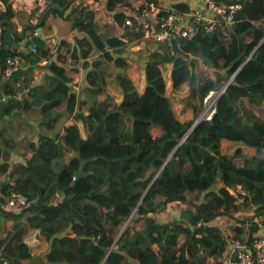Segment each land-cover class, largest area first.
<instances>
[{
    "label": "trees",
    "instance_id": "obj_1",
    "mask_svg": "<svg viewBox=\"0 0 264 264\" xmlns=\"http://www.w3.org/2000/svg\"><path fill=\"white\" fill-rule=\"evenodd\" d=\"M69 1L53 0L52 5L64 9L60 12H67L72 28L97 45L84 39V46H76L65 39L55 53L43 48L40 56L48 61L55 56L49 64L58 83H71L82 70L83 98L77 100L73 92L44 94L43 122L63 112L67 124L53 136L38 132L19 164L9 163L15 140L0 130V259L17 264H208L222 253L225 235L251 244L264 228V123L241 124L235 106L245 96L257 104L264 100V42L258 45L264 38V0H239L231 26L164 45L144 39L125 0H107L105 12ZM173 8L188 10L182 4ZM10 16L0 10V23ZM129 18L132 26L125 24ZM131 45L144 53L141 94L127 74L134 61L128 58ZM13 56L20 54L2 45L0 89L5 60ZM166 63H172L173 88L188 83L183 99L193 113L188 122L174 116L161 71ZM231 77L213 117L196 123L205 97ZM111 82L123 93L120 104L107 93ZM2 89L8 98L0 103V120L21 108L16 92L8 84ZM153 128L162 134L153 137ZM65 153L77 157L63 165ZM79 158L87 162L86 176L72 188ZM12 192L28 198L24 210L7 209ZM59 195L64 197L57 200ZM181 205L186 208L180 216L165 220L172 206ZM227 219L232 225L224 234L215 223ZM32 233L36 240L27 244ZM126 238L132 245L118 250Z\"/></svg>",
    "mask_w": 264,
    "mask_h": 264
},
{
    "label": "crops",
    "instance_id": "obj_2",
    "mask_svg": "<svg viewBox=\"0 0 264 264\" xmlns=\"http://www.w3.org/2000/svg\"><path fill=\"white\" fill-rule=\"evenodd\" d=\"M106 1L107 0H78L75 1V3L80 7L91 8L94 11L102 10L105 12L106 9L104 8V4ZM156 1L160 7L164 9H174V4H182L186 6L188 10L196 8L199 2V0ZM52 2L53 0H0V10L4 12L8 11L11 15L8 21L0 25V33H2L0 48L2 45H5V47L9 48L11 51L19 53V58L21 59L19 72L9 80L3 78L0 89V103L8 98L2 94V88L7 84L16 92V102L21 103L20 109L14 111L11 116L4 117L3 120H0V130H4L6 135L9 137L11 136L16 144V148L12 151L9 160L11 165H16L23 161L24 150L28 142H32L33 138L39 132L38 127L43 123L39 109L43 104V96L46 92L55 91L62 96H68L73 92L76 94L77 100H82L83 98L82 93L85 84L83 81L84 72L82 70L79 69L71 83L61 84L55 81V76L53 72L50 71L51 64L49 63L51 61L55 62V56L52 57L50 61L47 60L48 62L46 64L43 63L44 59L40 56V52L43 48H50V50L55 53L59 49V42L65 39H71L72 43L76 46H78V44L84 46L81 42H84L86 34L73 29L72 21L65 20L67 12L62 15V13L65 12L64 9H58V11L56 9L57 7L52 5ZM125 3L130 4L129 8H131L135 0H125ZM54 9L55 11H53ZM40 22L42 24L39 27ZM20 36L24 37L23 40L16 39V37ZM90 40L92 41V38H90ZM246 41L251 42V39L247 38ZM262 42H264V38L259 41L258 45L262 44ZM33 49H36L35 53ZM245 61H247V59ZM136 64L135 61L134 63L132 62L129 68L130 72L127 71V74L141 94L145 89V74L142 68L138 69L139 71L137 70ZM161 71L165 83L166 94L170 97L175 118L180 122L190 121L193 119V113L183 103V99L187 96L189 91L188 83L182 84L178 88H173L171 80L172 63L164 64ZM132 72H136L139 76V83L136 82L135 76L131 74ZM226 82L227 81H225L224 84ZM29 92L35 94V97H30ZM107 93L117 104H120L124 99L120 87L114 82L108 84ZM24 104L29 105L30 109L26 111L23 110ZM235 110L237 111V116L241 124L251 123L254 119H258L264 123V100L257 104L250 101L248 96L242 97L237 101ZM60 120L68 121L63 112H59L51 119L53 122ZM78 126L80 129V136L85 139L87 136L84 132L83 124L79 123ZM151 134L153 137H157L160 136L162 132L158 128H153ZM262 136H264V134H262ZM1 144L2 142L0 140V145ZM76 157V153H65L61 159V163L67 165ZM63 197V195H59L57 200H61ZM221 221L215 223L219 228H221ZM225 223H228L227 227L232 225L230 221ZM226 229L221 228L224 232H226ZM32 235L33 233L30 236L32 237ZM130 245H132L131 238H126L118 243V250H122L124 247Z\"/></svg>",
    "mask_w": 264,
    "mask_h": 264
},
{
    "label": "built area",
    "instance_id": "obj_3",
    "mask_svg": "<svg viewBox=\"0 0 264 264\" xmlns=\"http://www.w3.org/2000/svg\"><path fill=\"white\" fill-rule=\"evenodd\" d=\"M240 8L239 0H199L196 8L187 11L161 8L156 0H135L132 5L131 18L143 31L144 39L154 38L158 44L164 45L179 39L192 41L202 31L212 32L217 27L231 26L235 22ZM131 18L126 20L127 26H132ZM33 52H36V49H33ZM47 62V60H43L44 64ZM20 67L21 59L19 57H7L3 78L11 79L19 72ZM232 79L233 77L219 89L209 92L204 99V109L196 123L201 119L210 120L213 117L217 101ZM64 127V124L59 121H50L41 123L38 129L42 134L53 136L59 134ZM237 191L242 195L245 194L239 187ZM28 203L29 200L25 195L12 192L7 198V209L24 210ZM35 234L33 233L27 244L34 243ZM0 264L17 263L2 258ZM208 264H264V228L260 229L259 236L249 245L225 235L222 253L209 260Z\"/></svg>",
    "mask_w": 264,
    "mask_h": 264
},
{
    "label": "rangeland",
    "instance_id": "obj_4",
    "mask_svg": "<svg viewBox=\"0 0 264 264\" xmlns=\"http://www.w3.org/2000/svg\"><path fill=\"white\" fill-rule=\"evenodd\" d=\"M81 8H84V7H81ZM87 36L84 37L85 40ZM91 45L94 44V45H97V42L94 41L92 42L90 39L87 40ZM93 46V45H92ZM132 46V45H131ZM143 57H144V53H141L140 52V46H135L133 45L132 47H130L128 49V58L129 60H136L135 62L137 63L136 66H137V70L138 69H141V67L144 65V60H143ZM133 61V63H134ZM128 72H130V70L128 69L127 70ZM139 71V70H138ZM133 76H135V80L137 83H139L140 79H139V76L136 74V72H132L131 73ZM60 123L64 124V126L67 124V122L65 120H60L59 121ZM63 130L60 131V133L62 132ZM59 133V134H60ZM216 188V187H215ZM194 200V199H193ZM186 208V205H181V206H172V208L170 209V211L168 212V215L167 217L165 218V220H171L172 218H177V216H180V213L183 209ZM249 212H246V214H248ZM221 221V220H220ZM224 221V222H223ZM230 220L227 219V220H222L221 222V228L222 229H226V227L228 226V223H225V222H229ZM231 222V221H230ZM30 247H28V249L26 250V254L31 252L32 251V246L29 244Z\"/></svg>",
    "mask_w": 264,
    "mask_h": 264
},
{
    "label": "water",
    "instance_id": "obj_5",
    "mask_svg": "<svg viewBox=\"0 0 264 264\" xmlns=\"http://www.w3.org/2000/svg\"><path fill=\"white\" fill-rule=\"evenodd\" d=\"M62 10V9H61ZM0 25H1V23H0ZM0 40L2 41V33H0ZM79 160H80V167H79V169L75 172V174H74V179H73V182H72V188H74L75 186H76V184H77V182L79 181V180H81L83 177H85L86 176V173L84 172V166H85V164L87 163L86 161H83V160H81L80 158H79ZM2 183L0 182V185H1ZM80 239H85L84 237H82V238H80Z\"/></svg>",
    "mask_w": 264,
    "mask_h": 264
}]
</instances>
